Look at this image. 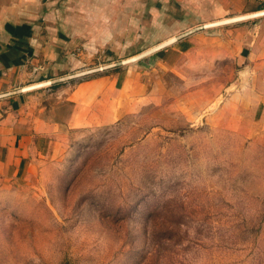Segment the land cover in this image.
I'll list each match as a JSON object with an SVG mask.
<instances>
[{"label":"rangeland","instance_id":"1","mask_svg":"<svg viewBox=\"0 0 264 264\" xmlns=\"http://www.w3.org/2000/svg\"><path fill=\"white\" fill-rule=\"evenodd\" d=\"M104 4L66 32L59 72L33 90L58 118L62 85L89 77L132 70L145 94L66 129L60 154L43 157L55 164L0 189V264H264V15L178 28L204 38L158 68V51L134 57L176 10Z\"/></svg>","mask_w":264,"mask_h":264},{"label":"crops","instance_id":"2","mask_svg":"<svg viewBox=\"0 0 264 264\" xmlns=\"http://www.w3.org/2000/svg\"><path fill=\"white\" fill-rule=\"evenodd\" d=\"M117 1L0 0V189L16 186L22 179L41 175L49 168L55 161L43 157L60 154L66 129L105 122L107 118L100 112L113 114V104H118L121 96L136 95L139 100L145 94L148 86L145 78L137 76L135 81L132 70L120 76L89 77L62 85V93H66L62 99L69 107L66 114L58 118L52 116L50 108L44 104L43 89L17 91L46 80L52 73L57 74L59 68L49 67L54 62L55 47L64 41L66 32L80 33L81 26L91 22L86 20L88 10L96 9L100 2L105 3L103 8H115ZM138 1L143 7L150 4L153 13L161 1L165 8L176 10L169 18H163L172 26L155 33L153 40L157 43L176 36L178 28L264 9V0ZM261 22L264 23V17ZM154 23L162 24L155 20ZM200 38H204L200 32L177 38L157 50L154 64L158 68L177 66L180 59L196 51Z\"/></svg>","mask_w":264,"mask_h":264},{"label":"water","instance_id":"3","mask_svg":"<svg viewBox=\"0 0 264 264\" xmlns=\"http://www.w3.org/2000/svg\"><path fill=\"white\" fill-rule=\"evenodd\" d=\"M253 13V12H252ZM252 13H249V14H246V15H241V16H234V17H228V18H224V19H221V20H215V21H212V22H208V23H204L203 24V28H206V27H211V26H216V25H220V24H225V23H230V22H235V21H239V20H242L244 18H250V17H255V16H260V15H264V14H260V15H252ZM193 30H188L186 31L185 33H182L180 35H176V36H173L165 41H162L156 45H154L153 47L145 50L144 52H142L141 54H138L137 56H135L134 58H138V57H146L152 53H154L155 51L165 47L166 45L170 44L171 42L175 41L177 38H180L182 36H185V35H188L192 32ZM132 58V59H134ZM147 59H150V56H148ZM48 83H51V81H47V82H41V83H38V84H34L32 86H28V87H25V88H21L17 91H26V90H30V89H33L35 87H39V86H43V85H47Z\"/></svg>","mask_w":264,"mask_h":264},{"label":"bare ground","instance_id":"4","mask_svg":"<svg viewBox=\"0 0 264 264\" xmlns=\"http://www.w3.org/2000/svg\"><path fill=\"white\" fill-rule=\"evenodd\" d=\"M260 14H264V9L252 13V15H260Z\"/></svg>","mask_w":264,"mask_h":264}]
</instances>
